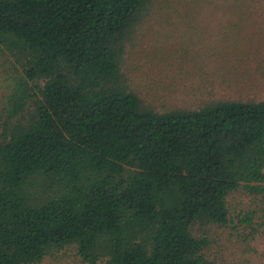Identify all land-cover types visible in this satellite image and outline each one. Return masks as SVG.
Wrapping results in <instances>:
<instances>
[{"label": "trees", "instance_id": "16d2710c", "mask_svg": "<svg viewBox=\"0 0 264 264\" xmlns=\"http://www.w3.org/2000/svg\"><path fill=\"white\" fill-rule=\"evenodd\" d=\"M257 4L0 0V264H244L210 256L209 233L250 228L252 250L264 228V99L159 110L123 65L148 20L199 5L237 37L197 59L240 86Z\"/></svg>", "mask_w": 264, "mask_h": 264}, {"label": "rangeland", "instance_id": "374dc122", "mask_svg": "<svg viewBox=\"0 0 264 264\" xmlns=\"http://www.w3.org/2000/svg\"><path fill=\"white\" fill-rule=\"evenodd\" d=\"M257 3L263 16L256 43L264 41V0H257ZM197 8L202 12L185 18L154 17L137 29L132 42L127 45L123 65V72L130 80L132 89L159 110L174 105L196 107L202 101L218 100L221 97L263 100L264 46L253 48L251 60L240 70V78H234L240 86L221 83L211 71L214 68L198 60V53L195 52L202 49L213 55L222 48L232 47L237 37L236 30H232L229 37H224L230 28L222 29V26L230 21L206 13L204 6L198 5ZM193 52L196 56H193ZM206 79L209 81L205 88H200V82ZM248 233L250 228L240 229L232 238L231 229L213 228L209 233L212 247L210 256L219 263L224 259H242L244 264H264V228L256 234V240L251 241L252 250L236 240L239 236L247 237ZM69 257H73L72 252L58 261L46 264H80Z\"/></svg>", "mask_w": 264, "mask_h": 264}]
</instances>
